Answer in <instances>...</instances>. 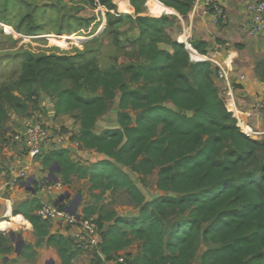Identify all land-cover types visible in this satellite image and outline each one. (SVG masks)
Returning <instances> with one entry per match:
<instances>
[{
  "label": "trees",
  "instance_id": "trees-1",
  "mask_svg": "<svg viewBox=\"0 0 264 264\" xmlns=\"http://www.w3.org/2000/svg\"><path fill=\"white\" fill-rule=\"evenodd\" d=\"M87 1L108 10L110 27L125 18L136 25L139 38L125 36L123 44L116 38L115 44L134 49L141 64L127 65L123 71L103 70L98 58L79 50L75 54L27 52L22 55L18 80L0 86V130L10 119L9 110L29 113L28 99L37 94L36 89L54 96L57 115L76 114L80 123L76 141L106 159L87 167L63 149L48 154L42 164L46 168L58 164L62 186H70L72 177L87 180L97 202L109 191L123 192L139 209L134 217L98 205L84 209L85 218L95 217L101 254L108 260L139 243L138 253L126 264H194L204 243L208 250L202 264H264V142L241 132L219 94L212 64L193 61L185 45L167 33L171 21L163 15L177 11L186 16L194 0H149L154 18L142 16L147 0H131L137 18L115 16L118 6L113 0ZM10 3L6 0V11L18 4ZM19 23L14 29L20 34L31 37L43 32L32 14ZM91 24L84 20L79 25L85 29ZM162 43L174 52L161 50ZM192 45L200 55H208L207 42ZM200 55L193 58L201 59ZM68 82L72 88L65 87ZM119 94L118 127L96 134L98 120ZM121 167L144 176L158 171L156 186L161 195L148 201ZM42 206L35 197L13 212L31 224L37 238L27 250L33 252L47 243L57 249L61 264H73L74 240L51 233V225L36 213ZM12 251L0 233V253Z\"/></svg>",
  "mask_w": 264,
  "mask_h": 264
},
{
  "label": "rangeland",
  "instance_id": "rangeland-1",
  "mask_svg": "<svg viewBox=\"0 0 264 264\" xmlns=\"http://www.w3.org/2000/svg\"><path fill=\"white\" fill-rule=\"evenodd\" d=\"M5 2L6 0H0V26L7 30L6 32L8 33L0 27V86L7 82L13 84L18 80L21 73L20 63L22 55L27 52L35 55L56 52L75 54L79 50L80 52L90 53V57L98 58L103 70L117 68L123 71L127 65L135 64L138 66L141 64L134 49H121L115 44L116 38L122 44L125 42V36L132 40L137 39L140 34L136 25L130 19L125 18L121 24L110 27L106 16L108 10L103 8L99 3L95 7L87 0H10L11 3L17 2L18 4H12V7L10 6L11 9L9 8L6 11L4 7ZM113 2L118 6L117 10L113 12L115 16L129 15L134 18L136 17L133 10L131 12L129 11L130 8H126L129 6V0H113ZM142 10L143 13L149 15L146 3ZM28 14H32L36 23L43 26L42 34L29 37L15 31L14 28L20 24L19 21ZM79 19H82V21ZM84 20L92 22L89 28L83 29V26L79 25ZM5 21L9 22L12 26L4 24ZM257 73L260 75L264 74L261 64L257 68ZM128 79L129 76H127ZM65 87L72 88L73 84L68 82L65 84ZM132 87H135V85L133 84ZM35 91L37 94L28 99L31 106L29 113L18 115L15 111L9 110L10 119L4 128L0 130V222H11L10 219L3 217L6 209H8V204H11L13 210H16L20 204L33 197L26 190V187H23V184H28L32 178L37 179L33 185L37 192L42 188H46L50 194L52 193V195L49 194L48 196H54L55 199H48L49 204H53L54 200L69 192L71 198L66 200L64 205H70L71 207L74 199L80 196L79 212H83L90 205H98L104 211L116 212L120 216H137L139 209L130 203L127 195L123 192H107L97 202L93 195L90 194L89 189L91 184L88 181L78 180L73 177L74 181L71 186L58 188V184L44 180L50 171V168H44L45 166L42 165L46 153H43L42 156L35 158L31 162V160H28L26 149L21 144L15 142V136L24 133L30 121H37L51 131L55 138L63 137L65 141L77 142L75 138L78 136L80 128L79 121L75 117L76 114L57 115L55 109L56 99L54 96L40 89H36ZM22 92L24 95H27V90H22ZM84 95L90 96L91 94L84 92ZM119 97L120 94L118 95ZM35 100L37 103L33 102ZM232 108L235 109V106H230L231 110ZM118 113V100H116L110 105L109 112L98 120L95 132L101 133L106 129L115 128L118 125ZM252 139L264 142V137ZM58 144H61V142ZM61 146L64 147L62 144ZM76 146L72 153L73 159L81 162L84 166H91L92 162H94L93 157L96 155L85 151L81 144ZM261 158L264 160V151L261 152ZM16 170L19 173H23V175L17 177L14 173ZM126 171L148 201L154 200L161 195L156 186L158 171L149 176L135 173L132 169H126ZM59 184H61V181H59ZM35 196H39L38 193ZM72 227L68 225L65 233L75 239L76 235ZM30 228L29 226L18 230L15 228L5 231L1 228L3 230L1 232L8 239L11 237V232H15L17 236L21 235L23 237L26 244L35 246L37 239ZM53 228H55V230H51L53 233L63 234L61 229L59 230L56 225ZM12 244L10 243L13 247V252L8 257L16 259H9L8 264H47L50 260H55L56 264H61L57 249L47 243L33 251L34 259L32 261H29L27 257H25L26 260H23L25 258L22 255L18 257L19 254L15 251V249H18L16 247L18 245ZM207 250L208 246L203 243L194 264H202L201 258ZM98 251L99 249L78 251L74 263L101 264L97 261ZM138 251L139 243H135L126 252L122 253V256L118 257L132 259ZM4 257L0 255V264H5Z\"/></svg>",
  "mask_w": 264,
  "mask_h": 264
},
{
  "label": "crops",
  "instance_id": "crops-1",
  "mask_svg": "<svg viewBox=\"0 0 264 264\" xmlns=\"http://www.w3.org/2000/svg\"><path fill=\"white\" fill-rule=\"evenodd\" d=\"M217 1L220 2L226 10L228 20H229L228 25L221 26V25L215 24L210 15H206L203 13V10L201 7L199 10V9H195V6H193L191 12H189L188 15H186V16L180 15L174 9H172L175 11L174 14L163 15V16H168V18L171 21V23L167 27V33L169 34V36L171 37V39L173 41H175V42L177 41L179 43L183 40V38L184 39L188 38L189 42L191 44H192V42H198V41L207 42L208 43V48H207L208 54L211 56H216L218 58L219 62L222 64V66H224L223 63H224L225 58H226L228 53H231L232 55L237 56L235 66H234L233 70L230 72L229 81H225L223 79H220L217 77V75L214 76L213 79L215 81L216 86L219 89V94H220L221 98L224 100V102H226L228 99L227 95H226L227 89L232 88L234 100L236 103L235 108L239 112L245 114V117L249 116V118H248L249 126L251 127L252 130L260 133L257 138L261 139L264 137V111L260 110L259 107L264 103V74L260 75L259 73H257V68L260 67V64H261L263 71H264V34L259 35V36H253L250 33V30L248 27V25L251 21L250 8H251V6H253L257 2V0H217ZM148 2H149V0L146 1L147 7H148ZM126 8H130L129 11H131V12L133 10L134 14L136 15V10L132 5L131 0H129V6ZM126 10H128V9H126ZM148 10H149V7H148ZM142 16L152 17V16H150V10H149V15H146V13H143ZM135 18H137V15ZM152 18H154V17H152ZM159 48L161 50L167 51L169 53L174 52L172 46L164 44V43L160 44ZM200 56L204 57V55H200ZM191 59H192V57H191ZM212 67L214 68V66H212ZM117 100H118V106H119V98ZM232 110H233V108H232ZM117 127H118V125L115 128H117ZM79 128H80V123H79ZM112 129H114V128H112ZM101 133H96V134H101ZM60 142L62 145H64V147L61 146V144H58L59 142L47 145L44 149V153H46V156L53 151H59V150L67 149L70 151L71 158L73 159V157H72L73 149L77 147L76 145H79V142H72L70 140L65 141V138ZM24 149H26V151L28 153V160H31V162H32L35 158L30 157L29 151L27 148L24 147ZM85 151L92 152V153H94L93 155L97 156V157L96 156L93 157L94 162H92V165L99 163V162L106 159V157L104 155L99 154L93 150L85 149ZM11 152L13 153V151H11ZM90 161H92V160L90 159ZM75 162H77V161H75ZM79 163H81V162H79ZM87 167H90V166H87ZM44 168H46V167H44ZM121 168H122V170L127 172L126 171L127 168H124V167H121ZM14 173L17 177H20L23 175V173H19V171H17V170L14 171ZM58 175L60 176V181H61V175L59 173H58ZM75 179H77V178L75 177ZM72 180H73V177H72ZM82 181H85V180H82ZM61 184H62V181H61ZM41 186H42V184H41ZM37 193L39 195V196H37V198L39 200L41 198L40 201H41L43 206L49 204L48 199H55L54 196H48L50 194V192L46 188H42ZM37 193H36V195H37ZM96 193H99V192H96ZM31 195L33 197L30 199H33L36 197L32 193H31ZM50 195H52V193ZM58 199L54 200L53 204L56 205V202L58 201ZM27 200H29V199H27ZM53 204H51V205H53ZM62 206L66 207V208L70 207V205H64V203ZM79 210L80 209H78V214L82 217H85L84 216V210H83V212H79ZM7 211H8V209H6V212L3 214V217H6V219L11 220V218L8 217L6 214ZM13 211L14 210L12 208V215H13ZM36 213L38 215V211ZM138 215H139V213H138ZM122 217H127V216H122ZM15 218L23 219L22 216L15 217ZM24 221L27 222L26 220H24ZM27 224H28V226L31 227L30 229L33 230L31 224L28 222H27ZM53 226H54V224L51 225V230H55V228H53ZM56 226L58 227L59 230L61 229V231L63 232V234L62 233H60V234L66 236L67 238H69L71 240H74V237L69 236L68 234L65 233V229L67 227V225L65 223H63L62 225L60 224V225H56ZM22 228H26V227H22ZM72 229L74 230L75 235L77 236L79 233L78 228L72 227ZM0 233L3 234L1 231H0ZM51 233L56 234V232L53 233L52 231H51ZM3 236H5V235H3ZM22 241H23V243H25V241L23 240V237H22ZM8 245H9V247H12L10 244H8ZM12 245H15V244L13 243ZM25 245L27 247L28 245H31V244L25 243ZM36 249H39V248H35L34 251ZM74 251H76V250H74ZM22 253H23V254H21L22 257L23 258L27 257L29 261H32L34 259V258L31 259V257H30L31 253H34V252H31L29 250L24 249L22 251ZM77 253H78V251H77ZM121 254L122 253H120L119 255H116L115 257L122 256ZM0 255L5 256L4 257V261H5L4 263L8 264V258H10L8 256L10 255V253L9 254L0 253ZM97 257L100 258L101 262H99V263H101V264H104L108 260L107 257H105L101 254L100 249L98 251ZM23 260H26V258ZM97 261H98V259H97ZM73 264H75V263L73 262Z\"/></svg>",
  "mask_w": 264,
  "mask_h": 264
},
{
  "label": "built area",
  "instance_id": "built-area-1",
  "mask_svg": "<svg viewBox=\"0 0 264 264\" xmlns=\"http://www.w3.org/2000/svg\"><path fill=\"white\" fill-rule=\"evenodd\" d=\"M194 6L195 9L199 10L201 7L203 13L210 15L215 24L221 26L228 25L229 20L226 10L217 0H194ZM250 12L251 21L248 25L250 33L253 36L264 34V0H257V2L251 6ZM6 31L7 30H5V32ZM180 43L185 45L193 61L211 63L216 69L217 77L229 81L230 72L235 66L237 56L228 53L223 63L224 66H222L216 56H211L209 54L201 59H194V55H199V53L194 49L188 38L182 40ZM226 95L228 98L225 102L226 108L237 118L241 132L250 138H257L260 133L252 130L249 126V116L245 117V114L239 112L236 108L233 110L230 109V106L232 105L236 107L232 88L227 89ZM259 109L264 111V103ZM14 140L28 149L31 158H37L43 155L44 149L47 145L54 144V142H60L63 140V137L55 138L54 134L42 124L37 121H30L24 130V133L16 135ZM57 187L62 188L63 186L58 184ZM38 216L51 225L59 223L62 225L65 223L67 226L70 225L78 228L79 233L74 239V250L87 251L100 249V245L102 244L101 231L94 218H85L79 214L77 216H71L67 212L66 207L56 206L55 204L42 206L38 211ZM78 217H80V219H78ZM128 260L129 259L126 257H114L113 259L107 260L104 264H126Z\"/></svg>",
  "mask_w": 264,
  "mask_h": 264
},
{
  "label": "water",
  "instance_id": "water-1",
  "mask_svg": "<svg viewBox=\"0 0 264 264\" xmlns=\"http://www.w3.org/2000/svg\"><path fill=\"white\" fill-rule=\"evenodd\" d=\"M60 172H61V168L58 166L57 163H54L50 167L49 175L45 177L44 180L47 182L59 184L60 178L56 175V173H60ZM35 181H37V179L32 178L30 179L28 184L27 183L23 184L24 185L23 187H26V190L31 192L33 195H36L37 193V190L33 187ZM70 198H71V194L69 192H66V194L60 196V198L56 202V206H62L63 203ZM80 203H81V197L77 196L74 199L71 207L67 208V212L71 216H77ZM78 219H80V217H78ZM56 225H60V224H56ZM11 236L13 239H15L16 233L11 232ZM47 264H56V262L54 260H50Z\"/></svg>",
  "mask_w": 264,
  "mask_h": 264
},
{
  "label": "bare ground",
  "instance_id": "bare-ground-1",
  "mask_svg": "<svg viewBox=\"0 0 264 264\" xmlns=\"http://www.w3.org/2000/svg\"><path fill=\"white\" fill-rule=\"evenodd\" d=\"M12 205L8 204V211L7 216L11 218V222H3L0 224V229L2 228L4 231L8 229H21L22 227H29L28 224L21 218H15V216L12 215ZM1 229V230H2ZM2 230V231H3Z\"/></svg>",
  "mask_w": 264,
  "mask_h": 264
},
{
  "label": "flooded vegetation",
  "instance_id": "flooded-vegetation-1",
  "mask_svg": "<svg viewBox=\"0 0 264 264\" xmlns=\"http://www.w3.org/2000/svg\"><path fill=\"white\" fill-rule=\"evenodd\" d=\"M8 239V238H7ZM11 239V240H10ZM10 239H8V244H10V243H15L16 245H18V246H16L18 249H15V251L16 252H18V257L20 256L21 257V252L24 250V249H26L27 250V248H28V246L26 247V245H25V243H23V241H22V237L21 236H17L16 235V237H15V239H13L12 238V236L10 237ZM13 252V251H12ZM11 252V253H12ZM10 253V254H11ZM9 259L10 258H8V261H9ZM14 259H16V258H14ZM10 260H13V259H10Z\"/></svg>",
  "mask_w": 264,
  "mask_h": 264
}]
</instances>
